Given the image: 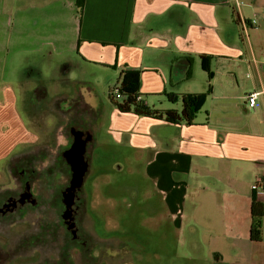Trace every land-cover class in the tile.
I'll return each instance as SVG.
<instances>
[{"label": "crops", "instance_id": "obj_1", "mask_svg": "<svg viewBox=\"0 0 264 264\" xmlns=\"http://www.w3.org/2000/svg\"><path fill=\"white\" fill-rule=\"evenodd\" d=\"M252 20L245 31L242 22ZM202 54L210 56L211 79ZM66 56L112 67L109 88L121 71L139 70L138 91L152 106L166 99L164 91L210 87L191 124L122 113L111 103L101 113L119 145L146 151L148 178L163 191L169 214L184 215L193 198L205 217L227 219L221 234L213 221L205 226L210 250L213 243L217 249L208 264H264V214L261 240L249 238L252 196L264 206V184L251 188L256 176L264 177V0H0V163L19 142H36L19 118L16 89L7 84L12 59L19 68L40 65L33 69L39 77L41 64L55 62L59 70ZM196 67L204 72L199 86L189 84ZM253 90L260 92L259 106L249 116L245 94ZM82 103L99 110L91 96ZM25 112L36 115L29 107ZM189 203L185 210L192 211ZM190 229L198 239L202 226Z\"/></svg>", "mask_w": 264, "mask_h": 264}, {"label": "rangeland", "instance_id": "obj_2", "mask_svg": "<svg viewBox=\"0 0 264 264\" xmlns=\"http://www.w3.org/2000/svg\"><path fill=\"white\" fill-rule=\"evenodd\" d=\"M72 59V56H66L63 63L60 64L63 69H69L67 76L58 74V67L55 62H45L43 65L41 64L39 77H35L36 74L33 73V69L38 66L37 64L34 66L22 64L19 68L17 67L19 65L17 58L12 59L13 65L7 84L16 89L18 97L17 110L21 122L36 136V142L31 144L32 146L60 142L61 133L67 144L70 136L68 132L66 135V128L64 126L61 128V125L67 123V128H70V126L77 125L75 123L82 124V121L92 123V119L87 117L86 114L81 116V112L88 113L90 108L95 110L94 106L89 108L77 98L76 102L67 99L63 104L64 107L62 106L60 109L56 108L59 107L58 98L59 100L66 99L74 94L76 98L79 87H86L90 89V96L95 98L100 110H105L103 106L109 104L107 91L115 81V71L112 67L84 62L82 59L76 61ZM51 61L54 60L51 59ZM22 62H24L23 59ZM61 67H59V71L62 69ZM195 72L197 79L194 82H189V84L199 86L204 72L197 67ZM23 77H29V79L23 80ZM83 80L86 81L84 86L83 83H79ZM37 84H41L46 88V95L38 101L32 98V93L38 86ZM194 88L198 89V87ZM157 97L159 96L154 98ZM27 99H30L33 103L32 109L35 111V117L27 115L25 112L26 109L28 111L29 107ZM75 103L76 105H74ZM165 105L172 108L176 104L162 99L154 106L168 108L164 107ZM67 106L71 107L69 111L66 110ZM252 111L250 110L249 116L253 115ZM65 115L69 118V122ZM197 115H201V112L198 111ZM107 124L104 114L101 119H93L95 143L93 148H90V167L93 172L85 182L90 195L91 203L89 206L97 216V224L101 234L118 233V235L122 234L124 237L132 235L137 243L138 256L136 257L140 263L208 264L210 262H207L208 257L210 259L211 257L214 258L213 252L217 249L214 246L216 243H213L214 247L212 246L213 249L210 250L209 238L211 239V236H209L210 233L205 229V226H210V221H213L217 232L221 234L225 232L227 219L221 215H217L216 218L205 217V215L209 216L206 214V208L203 212L198 206L194 207L195 201L193 198L189 199L194 207L192 211L185 210L191 208V203L187 201L184 207V215L169 214L162 200L163 191L155 187L148 178L146 151L119 145L112 135L107 132ZM84 130L88 131L87 129ZM23 146L20 142L14 145L6 161L0 163V192L7 186H14L17 183V180L12 179V175L7 168L13 156L30 147L29 145H27L28 147L25 146L26 148ZM245 172L246 176L248 171ZM60 179L61 181L65 180V175L62 174ZM206 199L210 202L211 196L206 197ZM195 200H197V197ZM211 207H215L214 203ZM32 220H36L35 217L27 219L20 218L18 214L17 216H11L6 226L4 224L0 226V243H10L12 247L23 232L35 229ZM195 224L202 226V229H199L197 233L198 239L190 229ZM199 244L202 247H198ZM14 253L16 254L15 258L10 264H22L23 258L20 251L16 249Z\"/></svg>", "mask_w": 264, "mask_h": 264}, {"label": "flooded vegetation", "instance_id": "obj_3", "mask_svg": "<svg viewBox=\"0 0 264 264\" xmlns=\"http://www.w3.org/2000/svg\"><path fill=\"white\" fill-rule=\"evenodd\" d=\"M61 68L58 74L67 76L69 69ZM79 83H83L84 86L86 81ZM82 91L85 92L86 98H82L84 95ZM77 93L76 98L74 94L72 98L64 100L71 101L77 98L81 101L86 100L87 96H90V89L83 87ZM101 111L93 110L91 115L87 116L92 119V123L82 121V124L74 125L87 129L91 133V140L87 143L85 153L88 168L71 206L73 213L71 220L62 216L65 208L63 190L70 179L69 166L61 157L62 150L59 153L62 163L58 166L65 175L63 181L60 179L61 176L57 179H44L38 172L40 171L38 168L31 169V163L20 164L12 173L10 172L12 179L17 180V183L14 186H7L0 192V226L3 224L6 226L11 216H17V214L20 218L35 217L36 220H32L35 229L23 232L12 247L10 243H0V264H10L15 258L16 249L20 251L23 258L22 264H144V262L140 263L136 257L138 256L137 243L132 235L124 237L118 233L101 234L97 216L89 206L90 195L85 182L93 172L90 167V148H93L95 143V131L91 125L94 118L99 115L101 117ZM67 129L69 133V128ZM71 141L70 136L67 147ZM13 201L14 203L5 206Z\"/></svg>", "mask_w": 264, "mask_h": 264}, {"label": "trees", "instance_id": "obj_4", "mask_svg": "<svg viewBox=\"0 0 264 264\" xmlns=\"http://www.w3.org/2000/svg\"><path fill=\"white\" fill-rule=\"evenodd\" d=\"M239 20V18H238ZM240 22V20H239ZM201 59V67L206 72L207 78L211 79L212 72L210 70V56L200 55ZM188 61V71L184 75L186 78L190 76V68H191V59L187 58ZM77 81V80H76ZM139 87V70L134 69H126L119 73L115 85L108 89L107 98L108 102L111 103L119 112L122 113H133L136 116H143L155 119H161L168 123H185L191 124L197 112L200 110L204 99L210 93V87L204 92H195V93H175V92H162V95L166 97V99L171 102H179L180 108H157L155 106L147 104L142 96H147L138 91ZM114 88H117L120 92L121 97L117 98L115 93L113 92ZM46 88L43 85H38L36 89H34L32 93V98L38 99L43 98L46 95ZM28 100L29 109L33 108V103L30 99ZM58 100L59 107L62 108L63 104L66 100L61 99ZM76 102V100L74 99ZM76 105V103L74 104ZM89 108L91 106L87 105ZM64 107V106H63ZM71 107L67 106L66 110L69 111ZM59 112V110H58ZM57 112V113H58ZM93 112V109L90 108L89 112L85 113L81 112V115L86 114L90 116ZM95 113V112H94ZM70 114V113H69ZM97 114V113H96ZM66 116V115H65ZM98 117V116H97ZM67 120L69 119L66 116ZM70 120H68L69 122ZM80 123V122H79ZM78 124V123H75ZM80 125V124H79ZM66 128V135L68 132L67 123L65 125H61L60 127ZM92 129L94 125H91ZM63 131V130H62ZM61 132V130H60ZM61 141L55 142L53 144H37L26 148L21 151V153L13 156L8 163L9 173L15 170L16 166L25 163H31V169L36 170L38 168L42 175L45 178H54L57 179L62 174V169L58 166V164L62 163L60 158V151L68 144H66L65 137L62 138V133L60 134ZM64 139V140H62ZM66 144V145H65ZM63 145H65L63 147ZM10 173V174H11ZM14 174V173H13ZM251 227L249 231V238L253 241L261 240L262 231H261V219L264 214V206L263 203L256 200L255 196L251 198Z\"/></svg>", "mask_w": 264, "mask_h": 264}, {"label": "water", "instance_id": "obj_5", "mask_svg": "<svg viewBox=\"0 0 264 264\" xmlns=\"http://www.w3.org/2000/svg\"><path fill=\"white\" fill-rule=\"evenodd\" d=\"M83 93L86 95L85 92ZM69 134L72 141L68 147L61 151V157L69 166L70 171L69 184L63 190V203L65 208L62 212V216L65 219L71 220L73 217L71 206L74 203L77 190L83 183V178L88 168V161L85 158V153L87 150V143L91 140V133L82 128L70 126ZM12 203H14V201L7 203L5 206L7 207Z\"/></svg>", "mask_w": 264, "mask_h": 264}, {"label": "built area", "instance_id": "obj_6", "mask_svg": "<svg viewBox=\"0 0 264 264\" xmlns=\"http://www.w3.org/2000/svg\"><path fill=\"white\" fill-rule=\"evenodd\" d=\"M255 20L252 21H243V29L246 31L249 25H252V23ZM113 92L115 93V96L117 98L121 97L120 92L117 88H114ZM260 92L253 90L245 94V104L247 107L251 110L257 108L259 106L258 96ZM264 184V177L262 176H256L254 182L251 185L252 190H260L263 187Z\"/></svg>", "mask_w": 264, "mask_h": 264}]
</instances>
